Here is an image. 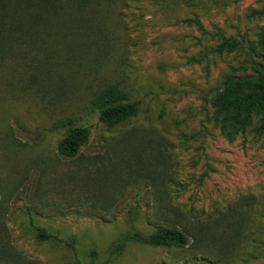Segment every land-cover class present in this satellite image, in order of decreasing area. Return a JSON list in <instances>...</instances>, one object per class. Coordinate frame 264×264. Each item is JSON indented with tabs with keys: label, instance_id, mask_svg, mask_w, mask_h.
I'll return each mask as SVG.
<instances>
[{
	"label": "rangeland",
	"instance_id": "374dc122",
	"mask_svg": "<svg viewBox=\"0 0 264 264\" xmlns=\"http://www.w3.org/2000/svg\"><path fill=\"white\" fill-rule=\"evenodd\" d=\"M254 67L264 0H0V264H264V130L213 106ZM111 87L138 105L115 127ZM162 226L188 246L140 241Z\"/></svg>",
	"mask_w": 264,
	"mask_h": 264
},
{
	"label": "trees",
	"instance_id": "16d2710c",
	"mask_svg": "<svg viewBox=\"0 0 264 264\" xmlns=\"http://www.w3.org/2000/svg\"><path fill=\"white\" fill-rule=\"evenodd\" d=\"M223 49L234 50L235 46L226 43L219 51ZM93 105L100 112V121L110 127L121 125L138 114V105L126 102V95L117 87L100 93ZM213 106L216 121L231 141L248 129L255 119L260 122V130H264V67H254V73L245 77H227L223 89L213 100ZM87 137L86 128H70L67 139L59 144V153L65 158H76ZM39 236L45 240L54 239L44 229H39ZM140 241L155 247L173 246L180 249L189 243L183 231L167 226L159 227Z\"/></svg>",
	"mask_w": 264,
	"mask_h": 264
}]
</instances>
